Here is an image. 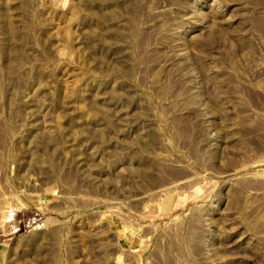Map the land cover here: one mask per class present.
I'll use <instances>...</instances> for the list:
<instances>
[{
  "label": "rangeland",
  "instance_id": "374dc122",
  "mask_svg": "<svg viewBox=\"0 0 264 264\" xmlns=\"http://www.w3.org/2000/svg\"><path fill=\"white\" fill-rule=\"evenodd\" d=\"M0 264H264V0H0Z\"/></svg>",
  "mask_w": 264,
  "mask_h": 264
}]
</instances>
